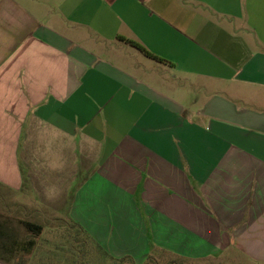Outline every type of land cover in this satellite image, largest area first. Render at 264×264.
<instances>
[{
  "label": "crops",
  "instance_id": "0c3cea01",
  "mask_svg": "<svg viewBox=\"0 0 264 264\" xmlns=\"http://www.w3.org/2000/svg\"><path fill=\"white\" fill-rule=\"evenodd\" d=\"M0 187L11 233L264 264V0H0Z\"/></svg>",
  "mask_w": 264,
  "mask_h": 264
},
{
  "label": "rangeland",
  "instance_id": "374dc122",
  "mask_svg": "<svg viewBox=\"0 0 264 264\" xmlns=\"http://www.w3.org/2000/svg\"><path fill=\"white\" fill-rule=\"evenodd\" d=\"M4 193L5 191L0 187V264H112L110 252H107V256L102 248L95 246L86 234L81 229H76L71 222L59 220L54 224L49 223L35 238L32 232L16 221L19 213L15 212V207H12L14 213L10 214L15 219V224L12 225L15 233H11L6 228L10 226L9 222L4 221V218L9 215L6 213L9 205L6 206V204L19 197L10 196L5 199ZM31 219H34V216ZM10 234L18 238H25L28 234V238L35 239V246L29 254L17 250V247L18 252L10 254L6 240ZM219 258L218 260L183 261L173 255L162 254L157 258L152 257L148 264H253L238 255H222Z\"/></svg>",
  "mask_w": 264,
  "mask_h": 264
},
{
  "label": "trees",
  "instance_id": "16d2710c",
  "mask_svg": "<svg viewBox=\"0 0 264 264\" xmlns=\"http://www.w3.org/2000/svg\"><path fill=\"white\" fill-rule=\"evenodd\" d=\"M120 39L126 40L127 42H129L130 44H132L135 47H138L139 49H141L146 55L149 56H153L150 52H148L145 48H143L140 44H138L137 42L133 41V40H128L126 38L121 37ZM160 59V58H159ZM22 224L24 225V227H26L30 232L33 233V235L36 236L41 232V227L38 225H35L32 222L29 221H22ZM77 229V228H76ZM79 229V228H78ZM87 236V235H86ZM88 237V236H87ZM89 238V237H88ZM36 241L35 239L32 237L30 240H28L27 242L20 244H16L15 246H12V249L10 251V254H12L13 252H18L17 250H21V252H25V253H30L31 249L33 248V246L35 245ZM95 246L98 247V245L94 244ZM17 247V250H16ZM100 247V246H99ZM101 249V247H100ZM103 252L108 256L107 252L103 250ZM15 254V253H14ZM109 257L111 258L112 264H134L133 260L131 259L130 256H123V257H119V258H114L112 256L109 255ZM152 259V256H149L147 258V260L145 261L144 264H148ZM183 264V263H182Z\"/></svg>",
  "mask_w": 264,
  "mask_h": 264
}]
</instances>
